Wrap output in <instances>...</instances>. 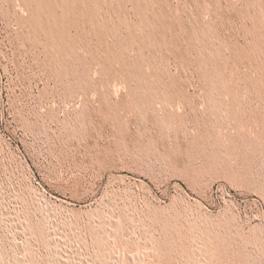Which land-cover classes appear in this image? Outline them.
Listing matches in <instances>:
<instances>
[{"label":"rangeland","instance_id":"rangeland-1","mask_svg":"<svg viewBox=\"0 0 264 264\" xmlns=\"http://www.w3.org/2000/svg\"><path fill=\"white\" fill-rule=\"evenodd\" d=\"M49 1L0 0V263L264 264V0Z\"/></svg>","mask_w":264,"mask_h":264},{"label":"bare ground","instance_id":"bare-ground-1","mask_svg":"<svg viewBox=\"0 0 264 264\" xmlns=\"http://www.w3.org/2000/svg\"><path fill=\"white\" fill-rule=\"evenodd\" d=\"M42 3H43V6L45 7V9H47L48 11L51 12V14L53 15L54 18H57L56 17V7L58 6V4H54V3H51L49 0H40ZM82 7V6H81ZM80 7V8H81ZM124 11V10H123ZM88 25V24H87ZM73 28V27H72ZM63 31V30H62ZM65 33V32H64ZM89 34V33H88ZM152 35V34H151ZM106 241V240H105ZM110 241V240H109ZM104 244V243H103ZM110 252V251H109ZM101 253V252H100ZM99 253V254H100ZM103 254V253H102ZM98 256V255H97ZM108 256V254H107ZM100 258V257H99ZM17 259V258H16ZM9 261V260H8ZM107 261V260H106ZM15 262V261H14ZM3 263V262H2ZM1 264V263H0Z\"/></svg>","mask_w":264,"mask_h":264}]
</instances>
